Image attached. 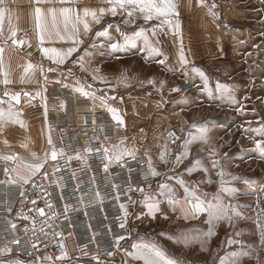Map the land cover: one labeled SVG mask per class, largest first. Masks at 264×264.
I'll use <instances>...</instances> for the list:
<instances>
[{"label": "rangeland", "instance_id": "obj_1", "mask_svg": "<svg viewBox=\"0 0 264 264\" xmlns=\"http://www.w3.org/2000/svg\"><path fill=\"white\" fill-rule=\"evenodd\" d=\"M173 2L176 15L167 19L172 20L173 25L179 22V36L173 26L163 23V17L145 21L139 11L132 17L120 12L115 27L110 23L103 26L112 27L116 36L112 40L107 36L89 38L83 50L68 62L65 76L57 81L63 87L67 85L65 88H69L76 99L87 103L82 106L83 110L107 112L117 126V136L108 140L106 147L111 148L123 141L124 147L136 150L135 157H144L147 167L151 157L152 166L159 174L151 175L152 183L143 188L150 192L147 199H159L166 196L162 192L169 190H174L175 197L184 198L185 188H188L199 198L216 203L220 190L217 173L223 170L226 183L237 192L231 196L221 194L220 198L225 205H232L248 218L245 220L238 212L239 215L230 222L222 220L209 224L206 220L204 227L185 224L178 232L163 237L158 230L151 228L154 232L135 233L134 242L141 239L140 243H155L182 264H219L218 258L231 251L242 253L239 264H264V243L261 240L264 214L263 222L252 220L255 224L248 225L250 237H246L245 225L253 219L249 218L252 215L249 208L253 205H241L230 199L254 197L262 204L259 209L264 213V190L260 189L264 184V157L255 145L256 139H264L255 131L264 124V0ZM125 20L129 22L125 23ZM117 26L135 43L113 52L107 45L120 38ZM141 31L163 55L149 56L147 50L142 51L146 48L143 37L133 35ZM181 42L189 61L187 66L178 62ZM165 57L163 64L157 62ZM81 58L85 61V70L80 68ZM200 71L208 77L211 97L204 90ZM93 75L96 80L92 79ZM100 77L104 78L103 81ZM149 79L152 84L148 83ZM217 83L229 86L228 95L221 96L215 91ZM78 86L86 87L90 95L81 96L75 92L74 88ZM109 108L118 110L123 125L113 119ZM44 124L46 128L45 115ZM194 124L207 127L206 140L188 144L189 133L196 131L189 126ZM170 132L175 133L174 142L168 138ZM4 134L0 128V141ZM44 135V144L38 146L35 153L45 161L40 171L45 169L51 153L48 134L47 138L46 132ZM6 137V141L0 142V156L15 155L19 159H0V164L8 169L5 183L22 184L16 177L17 172L27 175L22 165L37 161L33 154L20 155L21 151L11 150V135L8 133ZM165 146L167 155L161 160L160 152ZM185 151L189 153L187 157L183 156ZM177 157H180L179 162ZM213 161H218L215 168ZM189 169L195 170L189 172ZM10 178L17 182L10 183ZM181 180L183 185L178 183ZM162 184L165 185L163 189ZM210 228L214 234L208 237ZM184 232L199 235L202 241L188 246L176 243L175 238ZM129 235L130 231L122 243L125 247ZM227 239L238 243L229 245Z\"/></svg>", "mask_w": 264, "mask_h": 264}, {"label": "built area", "instance_id": "obj_2", "mask_svg": "<svg viewBox=\"0 0 264 264\" xmlns=\"http://www.w3.org/2000/svg\"><path fill=\"white\" fill-rule=\"evenodd\" d=\"M68 89L54 81L48 85L44 99L48 138L64 155L57 161L48 159L44 170L32 176L28 184L21 185L5 183V167L0 164V247L12 249L5 254L8 257L33 262L45 258L58 261L56 257L63 251L79 262L111 259L123 249L124 240L117 246L115 237H127L129 232V213L125 228L119 227L123 218L120 204L128 212L137 192L128 188H144L153 181L143 156L125 158L123 166L110 163L107 172L104 170L108 161L103 149L108 140L116 139L117 126L107 112L83 110L87 103L76 99ZM85 148H91V153L84 152ZM77 153L80 159L76 158ZM113 184L117 187L113 188ZM33 200L37 201L35 205ZM34 207L43 208L46 216L31 212ZM21 213L29 219H23ZM32 220L36 221L34 225ZM12 224L16 225L15 230ZM12 240H18L19 244L10 243ZM33 244L37 247L33 248ZM108 252L112 255H107ZM94 256L99 260L93 259Z\"/></svg>", "mask_w": 264, "mask_h": 264}, {"label": "snow or ice", "instance_id": "obj_3", "mask_svg": "<svg viewBox=\"0 0 264 264\" xmlns=\"http://www.w3.org/2000/svg\"><path fill=\"white\" fill-rule=\"evenodd\" d=\"M36 4H40L42 2H47V0H35ZM61 2H65V0H61ZM110 7L108 8H100L98 10L96 9H87L85 8L83 10V14L81 15L79 11H77L75 14L74 10L71 7H61L57 9L55 6L47 8L45 10L42 7H35L34 9V15H35V31L36 36L41 45L45 43L46 40L51 41V37L53 34H55L57 37H59L60 40H64L66 36L62 33H67L68 31H71V39H72V46L68 47L66 50L54 48V47H41L40 51L43 53V55L51 60L53 63L57 65H63L68 60L69 57L73 56V53L78 52L79 45L83 44L84 41L80 38L81 36H87L88 33L91 31V24L89 21V17L91 18V23L99 24L101 22L102 17L105 15V13H110L112 16H116L119 12H125L128 17H132L137 11H139L141 14H143V18L145 21L152 20L154 18H165L163 20V23H166L170 26L174 27V30L176 34L179 36V22L176 21L173 25V21L170 19H167L170 16L176 15L175 13V4L173 0H107ZM199 2L203 3V0H199ZM4 0H0V34L3 32V23L5 20L6 13L8 12V9L3 6ZM215 5L212 6L214 9ZM210 12H212L213 15H215V12L210 9ZM51 16L52 23L54 26L57 25V22L59 18H63L64 22V28L62 30L58 29L53 33L49 30L48 27V17ZM11 21V17L9 16V22ZM129 22L128 20H125V23ZM69 25H71V28L69 29ZM82 25V29H81ZM116 32L120 34V38L116 39L114 42H111L107 45L109 49H111L113 52L116 50L124 49L128 45H132L135 43V40L133 38H130L127 34L123 33L119 26L116 28ZM109 40H112L111 35L108 34L107 31L104 33ZM155 34V32H153ZM96 35H100L99 32L96 33ZM134 36H140L143 37L144 43L146 48L142 49V51L147 50L149 53V56H156V55H163V53L160 52V50L156 47H154L148 36L144 32H135L133 34ZM11 43L13 45L22 44L24 41L17 40L16 39V31L14 27H11L10 29V37ZM95 47V45H93ZM100 47H103V45H100ZM3 52V48L0 47V53ZM167 57H165L164 60H158L157 62L160 64H163ZM179 64L181 66H187L189 64V61L187 60L186 56L183 52V45L181 42L180 45V52H179ZM80 68L82 70H85V61L83 58L79 61ZM2 59H0V71H2ZM37 69L32 63H28L24 67V73L25 75H28L30 73L35 72ZM53 70V69H49ZM193 71H197L196 69H192ZM95 71H98L95 70ZM41 74H43L41 69ZM199 76L204 82V90L208 91L209 96H212V90L209 87L208 77L205 75L203 71L199 72ZM5 79L3 83L7 85L10 81L7 79V73H5ZM93 80H96L97 77L95 75L92 76ZM101 81H103V77H100ZM124 82V78L121 77V83ZM149 84H152L153 81L151 79L148 80ZM163 84V81L161 82ZM67 87V85H65ZM74 91L79 93L81 96H89L90 92L86 89V87L78 86L74 88ZM215 91L219 93L221 96L228 95L229 93V86L223 85L220 83H217ZM20 93L10 94L9 92L5 91L4 96L8 97V101H15L17 104L20 102ZM24 95H28V93H24ZM5 101L3 99H0V104H3ZM63 106V105H61ZM109 111L112 113L113 119L116 120L119 124L123 125L124 121L121 118V116L118 113L117 109L109 108ZM46 112L45 109V118H46ZM19 113L13 112L12 108L9 107L7 110H5L3 107H0V124H3L5 122H19L21 126L23 127V121H18ZM190 128H195L196 131L190 132L189 135L191 137L190 140L187 141L188 144L194 143L197 140H206L207 135V127L204 125H190ZM251 130V129H247ZM259 136L264 137V124L259 129L255 130ZM168 138L172 139L173 142L175 140V133L170 132L168 133ZM48 145L51 146L52 150L50 153V158L52 161H57L59 157L63 156V150L57 151L55 146L53 145L52 139L49 136L48 138ZM256 148L258 149L260 155L264 157V139H256L255 140ZM91 148H85L84 152L91 153ZM97 152L100 151L98 148L96 150ZM167 146L164 147L163 150L160 152V159L164 160L167 155ZM104 152V159L108 161V163L104 164V170L107 172L109 164L113 162L121 163V166H123V161L125 158H131L135 159L136 156V150L134 148H126L123 146V141H121L119 144L113 145L111 148L105 147L103 149ZM188 151H185L183 153L184 157L188 156ZM33 157L37 162L31 163V164H24L22 167L25 169L27 175H21L19 172H17V177L20 181H22L24 184H28L30 182V179L32 176H34L36 173L40 172V170L44 167V160H41L39 157L35 156V153H33ZM47 158V153L45 154V160ZM77 159H80L79 153L76 155ZM0 159L3 160H13L19 159V157L12 155V156H0ZM180 157H177V162H179ZM218 161H213V168L216 167ZM148 168L151 175L155 176L159 173L156 171V169L152 166V160L151 157L148 158ZM195 169H189V172L193 171ZM204 171H207V169H203ZM8 169H5V172H7ZM54 171H59V169H55ZM217 175L220 177L219 183H220V190L217 194V202L216 203H207L203 200H201L194 191H189L188 188H185V196H184V202L182 207L184 208V218L188 219L189 216L192 218L198 217L200 214H206L208 217V223L214 224L215 222L219 221H231L233 217L238 216L239 213L236 211L235 207L232 205H225L223 200L220 198L221 194H226L228 196L234 195L237 192V189L228 185L224 179L225 172L223 170L219 171ZM45 177L47 178V173H45ZM235 179V177H233ZM10 183H16V180L9 179ZM181 185H183V181H178ZM35 187V185H34ZM113 188H116L117 185L113 184ZM160 187L163 189L165 185H160ZM128 191H141L143 192V188H133L129 187ZM162 195H166L168 200V204L170 206H175L177 204H181V201L177 200L175 198V192L174 190H169L168 192H162ZM24 196V193L21 192V197ZM96 196L99 197V192L96 193ZM117 199H119V195L117 196ZM130 199V198H129ZM37 203L36 200L32 201V204L35 205ZM49 209H51L52 205H48ZM145 207L147 209V214L149 216L155 217V214L160 211L159 208V201H147L145 203ZM120 209L123 212V218L121 222L119 223V227L121 229L125 228V221L128 217V212L126 210V206L124 204H120ZM11 211V209H9ZM31 212H36L41 217L46 216V212L43 208H32L30 209ZM23 216V219L28 220L29 216L21 213ZM54 218V217H53ZM33 225L36 223L35 220H32ZM12 229L15 230L16 225H11ZM262 235L261 240L262 243H264V228L261 229ZM214 233L212 232L211 228L209 229L207 236L211 237ZM56 236H60V233H55ZM125 236H117L115 237V244L117 246L120 245V241L125 240ZM195 241H202V237L199 235L193 236L188 234L187 232L181 233L179 236L175 238L176 243H181L185 246H188L189 244L195 242ZM227 244L231 245L233 243H238V241H234L232 239H227ZM10 243L12 244H19L18 240H12ZM33 248H36L37 245L33 244ZM134 252L129 253L130 256L133 257L135 260L143 261V264H182V262H179L178 260L172 258L170 255L166 254L164 250H162L159 246H157L155 243H138L134 244L133 246ZM60 248L63 250L64 245L61 243ZM12 251L9 247H0V256L5 255L6 253H10ZM66 253L63 251L61 252L60 256H57L56 259L63 260L65 258ZM107 255L111 256L112 252H108ZM242 255L241 252L238 251H231V252H225L223 256H220L218 258L219 264H239V257ZM50 259V258H49ZM93 259L99 260L98 256H94ZM0 264H26V262H22L20 260H10L8 262H5L3 260H0ZM101 264H106V262H101Z\"/></svg>", "mask_w": 264, "mask_h": 264}, {"label": "crops", "instance_id": "obj_4", "mask_svg": "<svg viewBox=\"0 0 264 264\" xmlns=\"http://www.w3.org/2000/svg\"><path fill=\"white\" fill-rule=\"evenodd\" d=\"M3 6L8 9V12L6 13L3 23V32L0 34V47L3 48V52L0 53L3 68V70L0 71V99L5 101L3 104H0V107H3L5 110L11 107L13 112L19 113L17 120L23 121V127L19 122L9 121L0 124L1 132L5 133L4 139L0 142L6 141V134L9 133L12 138L11 150L21 151L20 155L32 156L33 152L36 153L38 146H43L45 138L44 132H46V138L48 134V130H46L47 127L45 128L44 124L43 111V100L46 87L52 82L62 78V76H65L68 62L74 55L83 50L89 38L104 37L106 36L104 34L105 31H107L111 37L116 36L112 27L108 29L103 26L110 23V26L115 27L118 23L120 12L118 11L116 16L105 13L99 24L91 23V18L89 17L91 31L87 36L80 37L84 43L79 45L78 52L73 53V56L69 57L65 64L57 65L47 59L40 51V48L54 47L66 50L68 47L72 46L71 31L62 33L66 36L64 40H60L59 37L53 34L51 41L46 40L45 43L41 45L35 31V7H42L45 10L52 6H55L57 9L61 7H71L74 10L73 14L79 11L82 15L85 8L98 10L100 8L110 7L107 0H65L63 3L61 0H47V2H42L40 4H36L35 0H4ZM9 16L11 17L10 22ZM47 23L49 30L53 33H55L57 28L60 30L64 28L62 17L59 18L56 26L53 25L51 16L48 17ZM11 27L15 28L16 39L18 41L22 40L24 43L17 45L11 43V39L9 38ZM70 28L71 25H69V29ZM97 32H99L100 35H96ZM28 63H32L37 70L25 75L24 67ZM41 69L43 74H41ZM5 73H7V79L10 81L7 85L3 83L6 78ZM5 91L10 94L20 93V102L18 104L15 101L9 102L8 97L4 96ZM24 93H28V95H24ZM238 187L239 189L242 188V186ZM149 194L150 192L146 190V188L143 189V192L138 191L134 194V202H132L131 206L128 208L130 235L127 238L128 240H126V242L128 241L127 246H123L122 251L114 255L111 259L104 261L106 264H143V261L135 260L129 255V253L134 252L132 247L134 243L138 244L141 241V239H137L135 242L132 240L137 232L148 233V230L154 228V230H158L160 236L163 237L166 236V234L178 232L185 224H192L193 227L205 226V221L208 220L206 214H200L196 218H192L191 216H189L188 219L184 218L185 213L182 207L184 198L175 197L177 200L181 201V204L170 206L167 202V196L153 200L152 198L147 199ZM230 199H233L235 202L238 201L241 205H253V207L249 208V211L252 213V215H249V218L253 217V219H249L247 222L245 221V236L250 237L247 231L249 230L248 225L255 224L252 220L263 222L264 213L259 209L262 204L251 196H242L241 198L234 197ZM149 200L153 202L159 201L160 211L155 214V217L147 214L145 203ZM205 202L211 203L209 201ZM249 211H247V213H249ZM238 212L240 216H244L241 211ZM244 218H246L245 220L248 219L245 216ZM154 230H150L149 232H154ZM146 235L147 234H145V236ZM0 260L5 262L20 260L26 262V264H101V262H79L74 260L71 254H66L63 260L58 261H49L45 258L41 261L33 262L19 258H11L5 255L0 256Z\"/></svg>", "mask_w": 264, "mask_h": 264}, {"label": "bare ground", "instance_id": "obj_5", "mask_svg": "<svg viewBox=\"0 0 264 264\" xmlns=\"http://www.w3.org/2000/svg\"><path fill=\"white\" fill-rule=\"evenodd\" d=\"M260 187H261V188H260L261 190H264V184H263V185H261Z\"/></svg>", "mask_w": 264, "mask_h": 264}]
</instances>
